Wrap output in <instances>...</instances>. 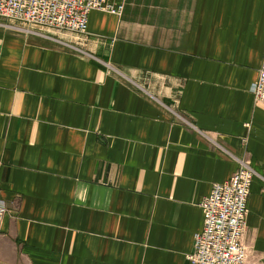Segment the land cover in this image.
I'll return each instance as SVG.
<instances>
[{
  "label": "crops",
  "instance_id": "1",
  "mask_svg": "<svg viewBox=\"0 0 264 264\" xmlns=\"http://www.w3.org/2000/svg\"><path fill=\"white\" fill-rule=\"evenodd\" d=\"M110 1L84 34L0 19V264H192L241 160L264 264V0Z\"/></svg>",
  "mask_w": 264,
  "mask_h": 264
},
{
  "label": "built area",
  "instance_id": "2",
  "mask_svg": "<svg viewBox=\"0 0 264 264\" xmlns=\"http://www.w3.org/2000/svg\"><path fill=\"white\" fill-rule=\"evenodd\" d=\"M93 10L119 16L123 4L110 0H0V19L26 33L51 29L84 34L89 13ZM251 93L255 101L264 104V55ZM255 175L250 163L241 160L227 181L214 183L210 193L202 198L199 206L203 226L193 236L192 251L187 256L189 262L245 264L247 246L243 238L247 228V203ZM6 213L7 206L0 192V225Z\"/></svg>",
  "mask_w": 264,
  "mask_h": 264
},
{
  "label": "rangeland",
  "instance_id": "3",
  "mask_svg": "<svg viewBox=\"0 0 264 264\" xmlns=\"http://www.w3.org/2000/svg\"><path fill=\"white\" fill-rule=\"evenodd\" d=\"M36 29H39V28H36ZM42 29V28H41ZM42 30H44V29H42Z\"/></svg>",
  "mask_w": 264,
  "mask_h": 264
}]
</instances>
